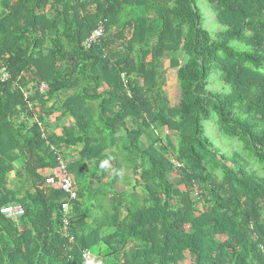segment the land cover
<instances>
[{
  "label": "trees",
  "instance_id": "1",
  "mask_svg": "<svg viewBox=\"0 0 264 264\" xmlns=\"http://www.w3.org/2000/svg\"><path fill=\"white\" fill-rule=\"evenodd\" d=\"M205 1L224 27L214 35L197 0H0V68L9 73L0 83V208L24 210L15 221L0 214V264H87L83 250L94 264H179L185 254L191 264H264V0ZM99 22L103 36L83 47ZM164 59L176 104L163 92ZM214 77L230 90H210ZM28 102L71 119L48 142L79 147L66 161L73 242L61 232L68 197L45 182L60 177L56 154L29 123ZM127 121L138 136L117 147ZM208 121L261 175L213 146ZM158 127L174 137L170 153L157 145ZM124 169L140 193L114 189Z\"/></svg>",
  "mask_w": 264,
  "mask_h": 264
},
{
  "label": "rangeland",
  "instance_id": "2",
  "mask_svg": "<svg viewBox=\"0 0 264 264\" xmlns=\"http://www.w3.org/2000/svg\"><path fill=\"white\" fill-rule=\"evenodd\" d=\"M198 10L203 18V26L205 29L208 30V32L211 35L216 34L217 32L221 31L224 27L221 26L219 23L216 22L215 20V14L214 12L209 8L207 2L205 0H197L196 2ZM48 7V5L46 6ZM231 45L233 46H238V44L236 42H230ZM179 57L184 60L185 57L182 56V54L179 55ZM168 59H164L163 63L165 66V73L163 76V81H164V88H163V92L164 95L166 97V99L171 103V104H176L178 102V98H179V91H178V84L175 78V70L174 69H168L167 68V63ZM209 89L215 92H228L230 90L229 86L224 85L222 82H220L219 80H217L215 77L213 79H211L210 85H209ZM46 117V122L48 124H50V121H53V117L52 116H45ZM32 120L29 121V123H31ZM214 122V119H213ZM211 121L208 122H204V131L207 135V137L210 139V141L212 142L213 146L216 147V149L220 152V153H224L226 155H228L229 157L233 154V153H237L240 157V160L242 161V163H245L246 165H248L249 168H251L253 171H255V173L257 175H261V170L259 169L258 165L247 155L246 152H244L242 144L234 138H228L225 137L223 135H221L214 123ZM132 135L134 134V137L138 136L137 131H135V128L133 127V129L131 130ZM155 133L158 137V147L161 149H165L167 150L168 153H170L169 149L167 148V144L168 142L173 143L174 142V137L171 133H168L165 131L164 128H156L155 129ZM129 135V137H132V135ZM128 136L127 131L123 132V133H119L116 136V146L120 147L122 141L124 139H126ZM132 137V138H134ZM79 150V147H73V148H69V150L64 154L65 156V160L68 161L71 156L75 155L76 152ZM118 159L113 160L112 162H107L105 164V172L109 175H113V169H112V165H114L117 162ZM118 179L114 185V189L118 192L124 191L127 193H130L132 191L134 192H139L141 191L140 188V183L138 184L136 182V176H134V174H132L131 170H121L118 173ZM9 176V175H8ZM7 179L8 181H11L10 184H12L13 180L12 177H8ZM15 177V176H14ZM16 179V178H15ZM135 180V183H134ZM169 181L172 184V186L174 188H176L179 184H180V179L176 176H170L169 177ZM133 184H135L136 186H134ZM81 201L83 202V205L86 203L85 199H81ZM193 202L195 203V205L197 206L198 209H201V201L198 198V196L196 194H193ZM103 206H107V202H103ZM94 211V210H93ZM91 215H92V208H91ZM225 236V235H223ZM222 236V237H223ZM95 263V262H94ZM93 263V264H94ZM192 263V259L188 254L184 255V259L180 261L179 264H191Z\"/></svg>",
  "mask_w": 264,
  "mask_h": 264
},
{
  "label": "built area",
  "instance_id": "3",
  "mask_svg": "<svg viewBox=\"0 0 264 264\" xmlns=\"http://www.w3.org/2000/svg\"><path fill=\"white\" fill-rule=\"evenodd\" d=\"M104 34V26L102 22H99L96 28L90 33V35L83 41V47L88 48L92 44L96 43L100 37H102ZM9 79V73L5 68H0V83H4ZM122 84L124 88L126 89L127 94H130V89L128 87L127 78L125 75H121ZM40 91L44 92L47 89V86L45 84L40 85ZM24 95L27 96L28 94L24 92ZM27 106L30 111L33 112L32 122H34L38 128V132L40 135V138L43 139L46 143V146H49V149L53 151L56 154V162L58 165V169L60 172L59 179H55L53 177H49L46 179V184L53 186L55 188H59L64 194L67 195L68 201L63 202L60 205V209L62 212V226H61V232L64 237L68 239V242H73L74 238L70 232L69 229V219L67 212L70 208V202L75 200L76 195V189L74 185L72 184V180L70 175L67 172L66 167V160L63 158L62 154L58 152L57 148L54 147V145L49 144L48 142V136L49 132L45 125V120L39 116V114L35 113L33 104L28 102ZM0 214L4 215L6 218H10L12 220H17L19 217H21L24 214V210L22 206L19 204H10L7 206H3L0 208ZM94 256L91 254L89 250H83L81 253L82 260L87 264H93L94 263Z\"/></svg>",
  "mask_w": 264,
  "mask_h": 264
},
{
  "label": "crops",
  "instance_id": "4",
  "mask_svg": "<svg viewBox=\"0 0 264 264\" xmlns=\"http://www.w3.org/2000/svg\"><path fill=\"white\" fill-rule=\"evenodd\" d=\"M34 111H35V113L39 114V116H41L42 118H44L46 120V117L43 115V112H42V107L39 105L38 102L35 103ZM56 116H58V113H55L52 116L53 117V121H50V124H48L46 122V128H47V130H48V132L50 134L59 135L61 129L71 123V119L69 117H64L62 119H57ZM126 129H127L126 131L128 133L127 139H131L132 137H134V134L133 135L131 134V133H134V132H131V130L133 129V125H132L131 121H127L126 122ZM130 134L132 135V137H129ZM54 147H56L58 152H60L62 154L63 158L66 159L64 154L69 150V148H67L63 144L55 145ZM18 166H19V164L14 165V170ZM8 175H9L8 177H12V179H14L12 182H14L16 180L15 179L16 177H14L15 176V171H12ZM9 183H11V181H9Z\"/></svg>",
  "mask_w": 264,
  "mask_h": 264
}]
</instances>
